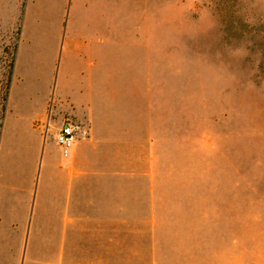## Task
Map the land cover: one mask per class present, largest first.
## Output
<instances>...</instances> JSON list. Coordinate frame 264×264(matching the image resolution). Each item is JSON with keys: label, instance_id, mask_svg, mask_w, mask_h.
<instances>
[{"label": "crops", "instance_id": "1", "mask_svg": "<svg viewBox=\"0 0 264 264\" xmlns=\"http://www.w3.org/2000/svg\"><path fill=\"white\" fill-rule=\"evenodd\" d=\"M141 30L152 28L127 22L126 0H25L21 37L37 33L51 63L58 50L47 92L14 94L13 77L6 95L0 264H142L158 255L159 233L174 216L199 220L204 165L187 164L189 175L181 166L175 178L151 43L125 36ZM66 119L74 131L63 152L55 134ZM176 184L188 203L175 204Z\"/></svg>", "mask_w": 264, "mask_h": 264}, {"label": "rangeland", "instance_id": "2", "mask_svg": "<svg viewBox=\"0 0 264 264\" xmlns=\"http://www.w3.org/2000/svg\"><path fill=\"white\" fill-rule=\"evenodd\" d=\"M24 3L0 0V119L13 77L14 94L41 95L55 70L57 48L51 63L37 33L21 37ZM126 13L152 28L125 36L151 43L175 178L181 166L186 175L187 164L204 165L199 220L174 216L159 233L158 255H143L142 264H264V0H126ZM241 47L246 54H236ZM39 61L42 80L31 69ZM174 187L175 204L188 203Z\"/></svg>", "mask_w": 264, "mask_h": 264}, {"label": "built area", "instance_id": "3", "mask_svg": "<svg viewBox=\"0 0 264 264\" xmlns=\"http://www.w3.org/2000/svg\"><path fill=\"white\" fill-rule=\"evenodd\" d=\"M73 131L74 125L66 119L55 134V142L61 147L63 152H66L72 143Z\"/></svg>", "mask_w": 264, "mask_h": 264}, {"label": "bare ground", "instance_id": "4", "mask_svg": "<svg viewBox=\"0 0 264 264\" xmlns=\"http://www.w3.org/2000/svg\"><path fill=\"white\" fill-rule=\"evenodd\" d=\"M31 69L34 70L33 72L35 74V77H37V79L40 80L42 78V75H43V65L41 64V62L39 61L37 63V65L36 66L34 65V67H32Z\"/></svg>", "mask_w": 264, "mask_h": 264}, {"label": "clouds", "instance_id": "5", "mask_svg": "<svg viewBox=\"0 0 264 264\" xmlns=\"http://www.w3.org/2000/svg\"><path fill=\"white\" fill-rule=\"evenodd\" d=\"M236 54H238V55L246 54V49L243 47L238 48V49H236Z\"/></svg>", "mask_w": 264, "mask_h": 264}]
</instances>
